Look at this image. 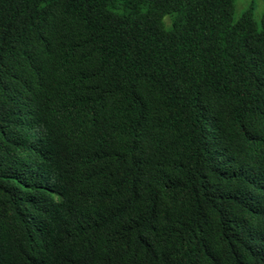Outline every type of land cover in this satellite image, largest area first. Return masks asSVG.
<instances>
[{
    "label": "trees",
    "instance_id": "16d2710c",
    "mask_svg": "<svg viewBox=\"0 0 264 264\" xmlns=\"http://www.w3.org/2000/svg\"><path fill=\"white\" fill-rule=\"evenodd\" d=\"M0 264H264V13L0 0Z\"/></svg>",
    "mask_w": 264,
    "mask_h": 264
},
{
    "label": "rangeland",
    "instance_id": "374dc122",
    "mask_svg": "<svg viewBox=\"0 0 264 264\" xmlns=\"http://www.w3.org/2000/svg\"><path fill=\"white\" fill-rule=\"evenodd\" d=\"M249 6L253 7V16L260 21L264 13V0H235V17H238ZM167 24L170 23V17L165 16Z\"/></svg>",
    "mask_w": 264,
    "mask_h": 264
}]
</instances>
